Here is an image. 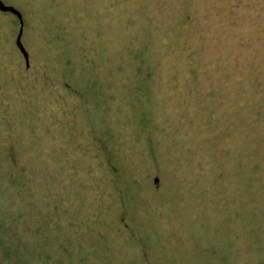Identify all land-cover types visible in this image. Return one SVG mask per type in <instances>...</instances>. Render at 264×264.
Segmentation results:
<instances>
[{
	"label": "rangeland",
	"instance_id": "374dc122",
	"mask_svg": "<svg viewBox=\"0 0 264 264\" xmlns=\"http://www.w3.org/2000/svg\"><path fill=\"white\" fill-rule=\"evenodd\" d=\"M2 1L6 4L13 5L19 9L22 14H25L26 9L16 3L18 0ZM78 1V7L74 8L76 9L75 22L79 24L76 35L83 38L80 44L83 45L82 48L84 49L92 48L93 54H95L93 59L95 60L93 62L94 66H99V69L104 68V65L111 67L109 71L103 69V78H106L110 84L112 83V85L115 83L118 88L117 91L113 87L108 86V90L113 91L115 95L117 93L120 95L119 97H115L113 101L109 102L112 111L116 112L121 109L122 111L126 110L127 112L131 110L137 112L138 108L139 110H144L145 115L152 119V122L154 119L155 124L159 125L162 123L163 125H167L169 129H171V132L174 129L178 130L181 140L184 135L187 138L191 137V139H193V133L195 134L194 137L197 135V137L200 138V140L194 141L193 148H190L188 152L186 151V153H183L180 151L172 153V155H177L181 160L186 161L185 164L181 165L182 162L176 157L169 159V167H167L169 174H173V168L175 166H178L176 169L178 172L184 173L186 170L185 173L188 175L189 179L190 177H194L198 186V181L205 185L202 192L203 195H206L203 199H201V197L192 198L189 203V196L185 198L183 197L185 201L182 202L180 199L181 196L178 195V191H173V193L162 191V200L167 198L165 197L167 195L170 197V200L172 199V202L162 201V204L160 203L161 206L159 207L161 210L159 211H161L160 213L162 214L170 216L177 223L178 228L174 227L175 230H177L176 234H185V237L191 234L196 235L197 231L200 230L199 222H204L203 227H210L212 230L214 229L215 233H220L229 239L230 237L232 238L233 236L238 235V233L242 231V228H244L243 221L245 220L236 216L233 211L236 209L243 210V216L246 218L249 213L252 214L251 210L252 208L254 210V205L263 207V218L257 217L256 220V223L259 225H254L252 228L246 229L248 235L250 231L254 234V240H250L244 236H237L233 241L234 245L226 242V246L216 245L217 247H215V244L211 242L198 243L195 237H190L189 243L192 244L194 250L197 251L196 255H194V260L196 259L194 264H238L246 258L253 260V262H249L248 264H260L261 261L264 262V242L263 239H261V237H264L261 236L262 233H264V157L262 159H254V161L253 158L250 157L249 161L248 158L247 161H245V159L235 158L232 153V164H230L231 162L223 160L219 152V140L223 137L222 133H213L212 135L208 133L209 137H212L213 142L212 144H207L205 141L207 136L205 134L206 129H203L202 127L203 121L205 120L203 116L206 117L207 113L210 114L211 111H215V107H212L213 104L209 100H206V96L210 94L217 98L219 95V102L217 101L216 105L222 108L228 95L225 94L226 92L218 89V85H211L200 77L196 80L195 77H189L186 73L187 70L189 71V65H187L186 68V63H182L185 58L182 48L186 43L192 41V37L189 34L184 35L186 31L188 32L187 28L183 29L177 27L176 30L170 34L167 45H160L159 43L152 44L147 38V34L144 35L143 31L136 28L137 17L133 15V11H137L139 8L138 6H133L131 3L125 5L122 0L121 8L115 5L116 2L120 0H112L109 5H106L104 2L105 6H103V4H101V6L97 5L98 2H102L103 0ZM55 2H57V0H55ZM50 4L51 0H44L42 4L40 3L38 6V9H42L47 18H49L50 15L49 8L52 7ZM67 4L68 6L71 4L70 0L67 1ZM124 6H126L128 14L124 13ZM0 17H2L0 27L3 33L9 35V29L12 28V19L4 15H0ZM48 23L49 20L46 19L45 24ZM193 27L195 26L193 25ZM29 34L31 33L27 32V36ZM59 35L60 33L57 31L56 34H53V37L57 39ZM44 38V45L53 43L48 35ZM89 39L91 40V43L88 41ZM90 44H92V47ZM102 45L103 50L101 49L98 51V48L100 49ZM70 47L71 52H74L73 43H71ZM138 47L146 50V53L141 52L142 50L138 51ZM164 48L167 49V54L163 53L165 51ZM53 49L54 48L51 45L49 47L47 46L45 50L51 52ZM97 52H99L98 58ZM221 53V51L216 50V47H209L205 53L207 56L206 59L211 61L218 57L220 58V56L223 55ZM85 56L89 58L90 53H86ZM76 61L77 64H82L84 70H88L90 69L89 67H91L90 59L76 57ZM52 62H55V60ZM52 62L51 67L56 65ZM39 63V59L33 61L35 66ZM260 69L262 72L264 71L262 66L259 67V70ZM255 70L257 73V68H255ZM133 74L135 76L132 77ZM127 77L134 78L137 80L138 84L133 86L134 81H126L131 79ZM41 79L45 83L46 90L48 91L45 95V97H47V102L52 103V98L55 97L53 95L57 93L56 88L58 87L59 79L56 78L54 72L51 70L44 71ZM257 83L260 84V82ZM99 85L100 83L97 82L96 86L99 87ZM105 85L106 84L102 85V94H97V101H94V103L92 102L93 107H97L99 110L101 108V111L97 114L92 112L95 114L93 120H90L89 116L86 114L82 117L79 116L81 122L79 131L76 132L75 130H70L64 137V140L68 141L65 146L70 144L72 145V149H74L71 152H67V156L71 158L68 159L65 157L66 150L53 151L52 156L47 157L50 159V164L57 167V172L62 174V176L71 178L76 175V169L82 171L83 168L90 166L91 164L87 162V158L92 154L95 155L98 163L97 165L91 166L103 169L104 163L105 168L108 167L110 169V174L118 176L120 167L115 163L117 160V151L120 152L122 150L121 147L123 146L124 149L122 151L125 153L127 145L131 147V144L128 142L130 139L128 133H126V135L121 133L117 127L120 125L121 128L125 130V126L128 127L129 123L130 125L133 123L127 120L128 117L131 118L128 114L125 116H119V113L109 112V114L106 115V119H104L105 125H103L102 115L104 102H101L105 100L108 95V92L103 89ZM82 87V85H75L71 88V92L75 93L76 96H81L84 93ZM4 91L5 89L3 87L0 92ZM99 91L100 89H98L96 93H99ZM204 91H207V93L204 94ZM155 96H157V99L154 98ZM122 97H127V99H130L128 97H132V103L137 108L130 104L125 106V102L121 100ZM55 105L58 107L56 113H45L44 115V120L50 129H53L51 126L54 123L53 126L54 128L57 127L56 130L58 132L61 131L63 126L69 125L73 121H77V118L75 117L77 112L75 109L68 108L66 114L59 112L65 108L63 100L56 99ZM23 106L25 109H29V104L25 103ZM30 106L34 110H37L34 104H31ZM195 106H197L198 109L203 110L205 113L197 112L194 114V112H191V109L188 111V107L192 108ZM224 109L225 108L220 109L223 118L218 116L216 117V121L228 123L225 121V115L227 112H224ZM122 111L120 113H123ZM262 111H260V113ZM107 120L112 122L111 124L114 126L113 129L107 125ZM140 121L144 122V117H140ZM140 124L141 123L139 122V125ZM183 125L185 126L184 128ZM40 128V125L37 124L38 131ZM247 128L250 130V127ZM148 130V135H150V133H152V135L154 134L150 129ZM241 132L243 134L246 133L244 129ZM77 136L79 137L78 139L76 138ZM120 136L122 137V140ZM232 138L233 136L230 141ZM47 143L48 140H44V145ZM54 147L57 149V146ZM38 149L39 151L44 152L42 146ZM156 151L157 154L154 151L152 152L155 156V162L157 165L160 152L159 150ZM14 155L17 156L16 150L14 151ZM208 162H212L210 170L206 167ZM62 165L66 169L65 173L60 169ZM253 168L256 170V176L260 177L259 180L255 182H252ZM17 171V169H13L12 167L10 171L12 177H21V174H15ZM153 172L155 171L153 170ZM243 177L245 178V181L249 183V186L256 188L261 187L262 190L259 188L260 192L256 190V193L251 195L248 186L242 182ZM53 178L54 175L52 174L50 180L53 181ZM116 178L119 182L115 188V194L118 195L116 196L117 199L115 198L113 202V200H110L109 194L103 195V193L100 192L99 194L103 197V202H99L96 211L102 213L104 211L102 209L103 203L106 205L108 211L106 209L105 211L112 215L114 224L113 228L118 234L115 238V244L117 246L121 245L122 247L124 245L123 242L125 241L126 243L124 249L119 247L116 250H121L129 256V259L127 260L128 263H130V260L132 262L140 263L141 257H138V252L140 254L141 252L138 251L136 253V251L138 249L145 250L148 241L147 238L143 239L144 236H139L141 235L138 233L140 230L139 224L148 221L149 213L147 210L149 209V205L137 208L135 206V199L133 198V185L131 181L124 176ZM136 180L139 184L142 178H136ZM61 182L65 183L60 179V186H58V188L64 193L68 187L66 183L64 184L65 187ZM90 182L91 184L88 186L92 189L102 185L103 174L98 175L97 178L95 177L94 179H91ZM148 182L151 183V180L149 179ZM160 185L161 184H159V187ZM180 185L179 192L182 194L181 190L184 189V186L182 184ZM18 186L21 190L24 189L25 183L23 179H19ZM49 187H52L51 183H49ZM134 191L138 193V186ZM192 193L193 191L191 189V194ZM148 195L149 192L146 193V196ZM50 196L53 197L54 193H51ZM68 196L69 194L64 198H60L56 195L57 200H55V202L58 204L61 202L64 203L67 201ZM22 198H24V196L18 195L19 203ZM70 199H73L71 195ZM76 200L78 203H75ZM203 201L207 203V206L204 211H201L198 206ZM253 201H255L254 204H252ZM87 202L88 201L86 200H82V198L75 199L72 203L75 204L70 206L68 212L72 213L78 205L82 206ZM248 203H250V207H247ZM20 207L25 212L30 209V205L27 203L26 205L24 203L23 206L20 205ZM125 209H127V214H124ZM35 214L39 215L37 210H35ZM12 215H14L13 212ZM193 216L196 217V222H194ZM0 217L2 218L0 219V233L2 234V237L0 238V252L2 254L0 264H88L87 262H91L96 258L89 250L80 252L78 250L77 242L71 241L70 237L64 236L60 232L58 233V231L57 233L50 232L51 229L56 230L58 223L62 220V218H60L61 216H58L53 220L49 219L43 221V225L40 227H36L30 222L36 220L35 218L29 220L23 213L15 219H13V216L11 218L3 217L2 214H0ZM75 217L76 220H78L76 224V228L79 230L78 232L81 234H84V232L86 233L87 229L83 225L84 222H80L83 220V214L79 212ZM215 219L218 220V224L215 222ZM38 220H42V215L39 216ZM221 220H223V222H221ZM250 221L251 219L249 216L248 219H246L248 226H250ZM21 224H24V226ZM19 228H21V232ZM44 229L45 232H43ZM143 230V233L146 235L147 233L144 225ZM22 233L25 235L24 239L19 240L15 244L14 242L11 243L12 239L15 241L20 238V234ZM158 234L161 235V233ZM158 234L157 236L155 235L156 237L151 236L155 245L161 244L163 241ZM163 246L166 247V245ZM19 248L23 249V253H17ZM58 250H60L59 253H57ZM96 253L99 254L97 247ZM149 253L147 252L149 257L148 263L145 262L146 264H161V262H158L162 253L157 254L156 257L154 256L155 252L153 253L149 250ZM7 255L9 258L6 262V259L3 258L5 256L7 257ZM106 256L113 259L111 264H121V262L114 260L115 256H108L103 252V258ZM93 263L102 264L99 259L94 260ZM104 263L105 261H103V264Z\"/></svg>",
	"mask_w": 264,
	"mask_h": 264
},
{
	"label": "flooded vegetation",
	"instance_id": "af4514ba",
	"mask_svg": "<svg viewBox=\"0 0 264 264\" xmlns=\"http://www.w3.org/2000/svg\"><path fill=\"white\" fill-rule=\"evenodd\" d=\"M16 3L26 9L25 14H22L21 11L13 5L4 4L13 6L21 15L22 32L20 44L23 46L26 55H24L16 43L17 35L21 27L20 19L14 13L0 10V15L12 19V28L9 29V35L3 33L0 27V90H2L3 87L5 89L4 92H0V214H2L3 217L9 218L13 216V219H15L23 213L29 220L36 219L30 221L36 227L42 226L43 221L49 219L53 220L61 216L60 218H62V220L58 223L56 230L51 229L50 232L57 233L58 231V233L60 232L62 235L70 237L71 241L77 242L80 252H85L87 250L91 251L96 257L94 260L99 259L102 264L103 261H105L104 264H111L113 260L107 256L103 258V252L108 256H115L114 260L121 262V264H146L145 262L148 263L149 256L147 252L149 253V250L153 253L155 252V257L157 254L162 253L158 262H161V264H194L196 262V259L194 260V255H196L197 251H195L192 244L189 243L190 237H195L198 243L211 242L215 244V247L219 244L226 246V242L234 245L233 241L236 239V235L229 239L223 235L221 237L218 235L220 233H215L214 229L212 230L210 227L209 231L212 235L205 234V226L203 227L204 222H199L200 230L197 231L196 235L191 234L186 236L187 238L185 234L177 235V230L174 228L177 227V223L170 216L160 213L161 211L159 210H161V208L159 207L162 201L172 202V199L170 200V197L167 195L165 196L167 198L162 200V191L167 193L178 191V195L181 196L180 199L182 202L185 201V197L189 196L190 203L192 198L201 197L202 199L203 195L201 194L203 192H201V190L203 191V183L198 181V186L194 177L188 178V175L185 173L186 170L184 173L176 171L178 166L173 168V174H169L167 171L172 153L180 151L186 153L187 150L186 147L181 150L178 148L182 145L181 141H183L180 139L181 136L178 130L174 129L171 132V129H169L167 125H163L162 123L159 125L155 124L154 119L152 122V119L145 115L144 110H139L132 103V97H128L130 99L122 97L121 100L125 102V106L129 104L133 105V107L137 108V112L132 110L127 112L121 109L116 112L112 111L109 102L120 95L118 93L115 95L113 91L108 90V86L113 87L117 91L118 88L115 83L112 85L106 78H103V69L109 71L111 67L104 65V68L99 69V66H94L93 62L95 60L93 59L95 54H93L92 48H82L83 45H81L80 42L83 38L76 35L79 24L75 22V11H70L69 19H64L59 16L58 13L52 11H49L50 15L49 18H47L43 10L38 9L40 3L32 5L29 4L27 0H18ZM1 18L2 17H0V21ZM46 19L49 20L48 24H45ZM57 31L60 35L55 39L53 34H56ZM27 32L31 34L27 36ZM47 35L53 43L44 45V37H47ZM88 41L91 43L90 39ZM71 43L74 44V52H71ZM51 45L54 48L53 51L47 52L45 50L46 47ZM90 45L92 47V44ZM101 49L103 50V45L100 49L98 48V51ZM86 53H90L89 58L85 56ZM98 54L99 52H97V58L99 57ZM76 57L90 59V69L84 70L82 64H77ZM35 59L40 60V63L36 64V66L33 64ZM53 60H55V62H52ZM51 62L56 65L51 67ZM46 70L53 71L56 78L59 79V84L56 88L57 93L53 95L55 97L52 98V103L47 102V97H45V95L48 91L46 90L45 83L41 79L42 73ZM133 76L135 75L133 74L132 77ZM132 77H127L132 80L129 79L126 81H134L133 86H136L138 84L137 80ZM97 82L100 83L99 87L96 86ZM103 84H106L103 89L108 92L106 99L101 102H104L102 115L103 125H105L104 119H106V115H108L109 112L119 113V116H125L127 114L131 116V118H126L133 124L130 125L129 123L128 127L125 126V130L122 129L120 125L117 127L121 133L125 135L128 133L130 136L128 142L131 144V147L127 145L125 153L122 151L124 149L123 146L120 152L117 151V160L115 163L120 167L118 176L110 174V169L108 167L105 168L104 163L103 169L91 166L97 165L98 163L94 154L87 158V162L91 164L90 166L83 168L82 171L76 169V175L71 178L62 176V174L57 172V167L50 164V159L47 157H51L53 151L66 150L65 157L68 159L71 158L67 156V152H71L74 149H72V145L70 144L65 146L68 141L64 140V137L70 130L79 131L81 124L79 116L82 117L86 114L89 116L90 120H93L95 114L92 112L97 114L101 111V108L99 110V108L93 107L92 102L94 103V101H97V94H102L101 90ZM75 85L83 86L84 93L81 96H76L75 93L71 92V88ZM98 89H100V91L96 93ZM154 98L157 99V96ZM56 99L63 100L65 105V108L59 112L66 114L68 108H73L77 112L75 116L77 121L63 126L61 131L58 132L56 130L57 127L54 128L53 126L54 123L51 126L53 129H50L44 120L45 113L54 114L58 111V107L55 105ZM25 103L29 104L28 110L23 106ZM31 104H34L37 110H34L30 106ZM121 111L123 113H120ZM140 117H144V122L140 121ZM139 122L141 123L140 125ZM111 123V121L107 120V125L113 129L114 126ZM37 124L41 127L39 131L37 130ZM163 126L165 130L161 129ZM148 129L154 134L152 135V133H150V135H148ZM76 138L78 139L79 137L77 136ZM44 140H48L46 145H44ZM41 146L44 148V152L39 151L38 148ZM54 146H57V149H55ZM15 150L17 156L14 155ZM156 150L160 152L157 165L155 156L152 152L154 151L157 154ZM166 152L169 154L167 157L165 156ZM176 158L182 162L181 165L186 163V161L181 160L177 155ZM12 167L18 170L15 174H21V177L17 176L18 179L12 177L10 173ZM60 169L65 173L66 169L63 165ZM153 170L155 172H153ZM52 174L54 175L53 181L50 180ZM100 174H103V184L94 189L89 188L88 185L91 184L90 180L95 177L97 178ZM122 176L128 178L133 185L132 189L135 206L137 208H142L144 205H149V209L147 210L149 213L148 221L139 224L140 230L138 233L141 234L139 236H144L143 239L147 238L148 241L145 250L138 249L136 251V253L138 251L141 252V254L138 252V257H141L142 261H140V263L132 262L131 260L129 261L130 263H128L127 260L129 256L121 250H116L119 247L124 249L126 243L124 241L122 247L121 245L117 246L115 244V238L118 234L113 228V217L107 212L108 209H106V205L103 203L102 209L104 211L102 213L96 211L99 202H103V197L99 194L100 192H102L103 195L109 194L110 200L114 202L116 196H118L115 194L116 185L119 183L116 177L121 178ZM136 178H142L139 184L136 182ZM19 179H23L25 183L23 190L18 186ZM60 179H62L68 187L64 193L58 188V186H60ZM149 179L151 183L148 182ZM49 183L52 184V187H49ZM65 183L62 184L64 185ZM189 183H194L196 187V189H194L195 187L191 188L193 191L192 194ZM159 184H161L160 187ZM180 184L184 186V189L181 190L182 194L179 192ZM137 186L139 194L134 191ZM147 192H149L148 196H146ZM51 193H54L53 197L50 196ZM68 194V199L64 203L61 202L58 204L55 202V200H57L56 195L60 198H64ZM18 195L24 196L20 203ZM70 195L74 200L82 198V200L88 202L84 203L85 205L82 206L78 205L77 208L70 213L68 212L70 206L78 203L76 200V202L72 204L74 200L70 199ZM24 203L25 205L26 203L30 205V209L27 212L20 207V205L23 206ZM206 206L207 203L203 201L199 204L198 208L204 211ZM105 209L107 211H105ZM35 210L38 211L39 215L35 214ZM12 212L14 215H12ZM79 212L83 214V220L80 222H84L83 225L87 229H85L87 232H84V234L78 232L79 230L76 228L78 220H76L75 216ZM124 214H127V209H125ZM41 215L42 220H38ZM0 219L2 218L0 217ZM193 220L196 222V217L193 216ZM21 225L24 226V224ZM143 225L147 233L146 235L143 233ZM19 229L21 232V228ZM43 232H45V229ZM158 233H161V235ZM157 234L163 241L161 244L155 245L151 236L156 237ZM24 236L23 233L20 234V238L15 241L12 239L11 243H17L19 240L24 239ZM1 237L2 234L0 233V238ZM163 245H166V247ZM96 247L99 254L96 253ZM59 252L60 250L57 251V253ZM17 253H23V249L19 248ZM8 258L7 255V257L5 256L3 259H6L7 262ZM1 259L2 254L0 252V262ZM94 260L87 263L94 264ZM249 262H253V260L246 258L238 264H248Z\"/></svg>",
	"mask_w": 264,
	"mask_h": 264
},
{
	"label": "trees",
	"instance_id": "16d2710c",
	"mask_svg": "<svg viewBox=\"0 0 264 264\" xmlns=\"http://www.w3.org/2000/svg\"><path fill=\"white\" fill-rule=\"evenodd\" d=\"M43 1L27 0L32 5L42 4ZM67 1L57 0L55 2V0H51L52 7L49 8V11L58 13L64 19H69L70 11H76L74 7H78L79 1L70 0L69 6ZM111 1L103 0L97 5L105 6V3L109 5ZM122 2L125 5L131 3V5L139 7L137 11H133V15L137 17L136 28L143 31L144 35L147 34V38L152 44L167 45L170 34L177 27L187 28L188 32L186 31L184 35L189 34L192 41L186 43L182 48L185 57L182 63H186V68L189 65V71L187 70L186 73L189 77H195L196 80L200 77L211 85H218V89L228 95L222 107L225 108L224 112H227L225 121L228 123L216 121L218 116L223 118L220 110L222 108L216 105V102H219L218 93L216 92L217 98L210 94L206 96V100L213 104L211 106L215 107V111L207 113L206 117L203 116L205 120L202 127L206 129L207 136L205 141L207 144L213 142L208 133L211 135L222 133L223 137L219 140V152L223 160L228 162H231L232 153L235 158L245 159V161L247 158L249 161L250 157L253 158V161L262 159L264 157V71L259 70V67L262 66L264 69V0H122ZM115 5L121 8V0L117 1ZM123 8L124 13L128 14L126 6ZM212 46L216 47L217 51H221L223 55L208 61L205 53ZM137 49L146 53L143 48L138 47ZM164 50L163 53L167 54V49L164 48ZM160 56L162 58L161 53ZM255 68H257V73ZM206 93L207 91H204V94ZM190 109L194 114L205 113L197 106L188 107V111ZM260 111L262 112L260 113ZM247 127H250V130ZM161 129L165 130V127L163 126ZM243 129L246 131L245 134L241 132ZM194 135L193 133V139L184 135L182 145L178 148L181 150L186 147L187 152L193 148L194 141L200 140L197 135L196 137ZM165 156L167 157L169 154L166 152ZM173 157L176 155L171 156V158ZM211 166L212 162H208L206 165L209 170ZM252 173V182L258 181L260 177L256 176L255 168L252 169ZM242 182L248 186L251 195H254L256 190L260 192L259 188L261 187L249 186L244 177ZM203 186L205 185L203 184ZM189 187L194 188L195 184L189 183ZM204 196L206 195H203L202 199L205 198ZM250 206L248 203L247 207ZM254 210L252 208V214L248 215L251 219L250 226L246 223L248 217L243 216V210H232L236 216L245 220L243 221L244 228L236 237L244 236L254 240V234L250 231L248 235L246 229L259 225L256 220L257 217L263 218V207L254 205ZM215 222L218 224L217 219ZM204 231L205 234L212 235L209 227H205ZM219 236L222 237V234ZM261 236H264V233ZM261 239L264 242V237ZM260 264H264V262L261 261Z\"/></svg>",
	"mask_w": 264,
	"mask_h": 264
},
{
	"label": "water",
	"instance_id": "95a60500",
	"mask_svg": "<svg viewBox=\"0 0 264 264\" xmlns=\"http://www.w3.org/2000/svg\"><path fill=\"white\" fill-rule=\"evenodd\" d=\"M0 10L1 11H7V12H10V13L16 14L18 16V18L20 19V21H21V15L18 12V10L15 9L13 6H7V5H5L2 0H0ZM21 32H22V21H21V27H20L19 33L17 35L16 43L20 47V49L24 53V55H26V52H25L23 46L20 44Z\"/></svg>",
	"mask_w": 264,
	"mask_h": 264
}]
</instances>
